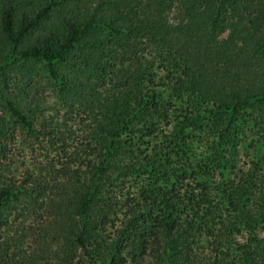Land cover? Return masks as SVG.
<instances>
[{
  "label": "trees",
  "instance_id": "trees-1",
  "mask_svg": "<svg viewBox=\"0 0 264 264\" xmlns=\"http://www.w3.org/2000/svg\"><path fill=\"white\" fill-rule=\"evenodd\" d=\"M263 232L264 0H0V264H264Z\"/></svg>",
  "mask_w": 264,
  "mask_h": 264
},
{
  "label": "rangeland",
  "instance_id": "rangeland-1",
  "mask_svg": "<svg viewBox=\"0 0 264 264\" xmlns=\"http://www.w3.org/2000/svg\"><path fill=\"white\" fill-rule=\"evenodd\" d=\"M167 94H168V93H167V92H165V93H164V97H166V96H167ZM197 141H198V140H197ZM196 145H197V144H196ZM238 156L242 158V162H243V161H247V160H248L247 158H243V154H240V155H238ZM262 235L264 236V232L262 233Z\"/></svg>",
  "mask_w": 264,
  "mask_h": 264
}]
</instances>
